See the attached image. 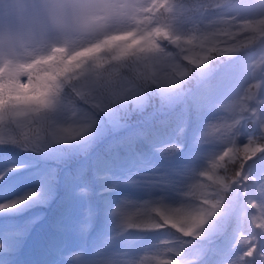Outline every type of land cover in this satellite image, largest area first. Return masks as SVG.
Returning <instances> with one entry per match:
<instances>
[{
    "label": "snow or ice",
    "instance_id": "1",
    "mask_svg": "<svg viewBox=\"0 0 264 264\" xmlns=\"http://www.w3.org/2000/svg\"><path fill=\"white\" fill-rule=\"evenodd\" d=\"M188 2L195 23L182 26L169 45L168 72L151 79L125 72L115 81L90 83L83 68L45 71L34 67L41 58L0 55V146L35 152L64 146L60 151L68 157L83 156L99 170L150 145L154 130L140 125L156 113L174 116L180 135L189 126L194 134V162L160 175L154 181L158 196L142 200L140 214L127 216L121 201L111 212L114 228L103 247L93 253L85 245L61 246L55 264H98L106 252L118 254L122 264H264V49L251 41L254 13L248 0ZM84 5L22 4L35 25L22 39L43 42L59 27L96 19ZM134 115L144 119L134 123ZM122 129L126 135L96 150ZM180 149L173 142L165 151ZM17 170L0 173V180ZM57 179L50 170L37 176L35 187L3 199L2 217L46 203ZM80 191L86 195L87 189ZM94 215L89 208L78 222L81 238ZM15 232L13 222L0 221V264H13Z\"/></svg>",
    "mask_w": 264,
    "mask_h": 264
},
{
    "label": "trees",
    "instance_id": "2",
    "mask_svg": "<svg viewBox=\"0 0 264 264\" xmlns=\"http://www.w3.org/2000/svg\"><path fill=\"white\" fill-rule=\"evenodd\" d=\"M147 111L151 112L152 108H148ZM131 119L135 123L144 118L134 115ZM146 125L154 130L150 145L139 150L135 156L118 160L99 170L83 156L68 157L60 151V148L64 146H50L43 152L25 150L11 144L0 146V173L9 168H18L15 172H9L5 180H0V195L4 193L8 183L20 181L25 185L31 181L35 184L38 175L50 170H55L58 178L51 187L46 203L26 207L19 213L15 212L7 217H2L5 213L0 216V221L7 219L16 226L15 247L12 252L13 264H51L54 259L47 250L48 247L59 246L62 241L67 246L71 244V241L81 245V238L73 236L72 229H68L66 225L73 219L83 220L89 208L95 210L93 220L99 219L100 227L91 226L89 229L92 236L97 239L100 231L106 227L116 202L123 198L129 201L148 199L150 193L153 197L158 196L156 192H147L142 195L135 187L122 185L123 182L129 181L134 174L142 175L143 172L149 180H157V177L177 163L194 162V134L191 126L185 129L183 135H180L179 121L171 114L162 113H156L150 121H145L140 126ZM126 134V129L109 133L96 150L103 151L104 146L114 137ZM173 142L181 145V149L170 155L165 149ZM82 167L85 168L84 173L78 174L77 170ZM150 182L153 183V181ZM80 183L86 184V195L81 193ZM114 188L119 190L115 191ZM65 214L69 216L66 221L62 217ZM132 217L135 216L132 215ZM58 220H62V224H56ZM33 221L35 231L31 232L29 227ZM38 230L43 233L41 234L43 239L36 232ZM111 235L110 233L108 238ZM108 238L100 240L101 242L94 241L93 251L104 245ZM3 254L0 250V255Z\"/></svg>",
    "mask_w": 264,
    "mask_h": 264
},
{
    "label": "clouds",
    "instance_id": "3",
    "mask_svg": "<svg viewBox=\"0 0 264 264\" xmlns=\"http://www.w3.org/2000/svg\"><path fill=\"white\" fill-rule=\"evenodd\" d=\"M30 2L0 0V55L24 61L41 58L34 67L45 71L83 68L90 83L115 81L125 72L147 79L167 73L169 45L182 26L195 23L188 0H85L83 11L94 12L96 19L69 30L59 27L47 40L34 43L22 39L35 31L21 7ZM248 2L254 13L251 41L264 49V0ZM98 264L122 261L118 254L106 252Z\"/></svg>",
    "mask_w": 264,
    "mask_h": 264
},
{
    "label": "rangeland",
    "instance_id": "4",
    "mask_svg": "<svg viewBox=\"0 0 264 264\" xmlns=\"http://www.w3.org/2000/svg\"><path fill=\"white\" fill-rule=\"evenodd\" d=\"M130 178H135V183H132V182H129V181H126V182H123L122 185L124 186H128V187H135L136 189H138L141 194L143 195L144 193H147V192H152L154 193V188H155V184H154V181L156 180H149L146 176V174L143 172L142 175H137V174H134L133 176H131ZM129 178V180H130ZM158 178V177H157ZM150 181H153V183H151ZM35 187V184H33L31 181L28 182L27 184H22L21 182L17 183V184H14V185H11L7 191H4L3 194L0 195V202L3 201V199L5 198H8V199H12V198H15L21 194H23L24 192L30 190L31 188ZM79 187L82 188V187H86L85 184H79ZM126 200V203H125V206L122 208V211L129 217H132V215L134 216H137L138 214H140L142 211H143V208L140 207V205L143 203L142 200L144 199H141V200H132V201H129L125 198L121 199V201H124ZM116 202L115 205H114V209L115 207H117L120 202ZM20 211H18L17 213H19ZM67 215V214H66ZM65 215V217H66ZM64 221L67 220V218H64L63 219ZM62 220H58L56 222V224H62ZM78 220L76 219H73V220H70V224L66 225V227L68 229H72V235L73 236H76V238H79L80 239V236L77 234V231H76V226L78 224ZM69 223V222H68ZM110 229L114 228V223L111 222L110 224ZM69 226V227H68ZM111 233V231L109 230L108 234H107V238H108V235ZM112 234V233H111ZM89 241V240H88ZM88 241H85L84 240V243L83 245H89L90 242ZM71 246H78L80 245L78 242H75V241H71L70 242ZM91 244V243H90ZM104 245H101V247H103ZM92 252H94L92 250Z\"/></svg>",
    "mask_w": 264,
    "mask_h": 264
}]
</instances>
